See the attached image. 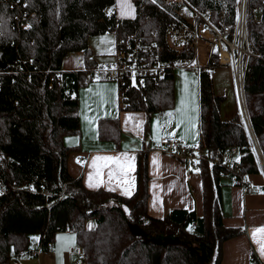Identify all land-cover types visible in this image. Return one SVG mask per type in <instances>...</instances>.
Instances as JSON below:
<instances>
[{"label":"trees","instance_id":"obj_1","mask_svg":"<svg viewBox=\"0 0 264 264\" xmlns=\"http://www.w3.org/2000/svg\"><path fill=\"white\" fill-rule=\"evenodd\" d=\"M118 0H0V264H11L12 253H32L39 235L49 250L57 232L72 227L84 249L86 264H224L227 239L245 228L228 226L221 175L213 158L240 146L239 163L252 174L261 172V157L241 112L221 115L226 96L214 87L220 66L218 51L198 68L200 132L204 151L203 212L171 209L164 216L149 212V148L138 153L136 192L124 195L88 188L82 175L71 173L69 158L76 145L66 135L80 131V89L93 81L97 67L92 35L114 32L155 43L159 58L176 64L190 57L166 44L169 26L188 22L183 4L134 0V17L111 14ZM242 0H185L209 13L220 27L236 29ZM247 29L252 54L245 71V99L251 125L264 155V0H247ZM30 25V27H29ZM84 51L86 68L66 70L63 59ZM175 67L160 77L119 82L123 110H144L148 117L175 107ZM99 135L119 142L118 116L101 117ZM245 145H250L245 148ZM91 225V227H90ZM191 229V230H189ZM247 264H264L259 256Z\"/></svg>","mask_w":264,"mask_h":264},{"label":"crops","instance_id":"obj_2","mask_svg":"<svg viewBox=\"0 0 264 264\" xmlns=\"http://www.w3.org/2000/svg\"><path fill=\"white\" fill-rule=\"evenodd\" d=\"M121 3L126 5L121 14ZM117 14L121 18L134 17L137 13L134 0H118ZM130 6V7H127ZM182 8V7H181ZM181 13L187 18H193ZM90 46L95 53L97 67L93 71V81L80 89V116L82 127L80 131L66 135V143L76 145L70 155L69 164L72 174L84 178L88 188H105L124 194L136 192L138 153L149 148V212L154 216H164L171 209H196L198 214L203 212V180L199 164H190L173 153L167 152L160 144V139L167 134H177L181 142L196 146L201 136L200 132V100L198 68H175V107L164 112H156L148 117L144 110H123L120 107L122 95L119 82L107 77L106 70L111 67L117 54L119 38L114 32L92 35ZM197 63H208L213 51L211 45L205 41L200 43ZM86 54L84 51H72L63 59L66 70L85 69ZM214 87L219 94L225 95L221 108V115L225 119L233 118L241 112L243 103L240 99V89L237 85L238 75L234 65L220 64L214 71ZM181 109V111H177ZM171 113V115H167ZM118 116L121 123V139L116 142L102 138L99 135L101 117ZM87 117V119H85ZM97 156H125L132 159H121L124 166L121 174L117 165L111 161L97 160L93 167V160ZM228 160H239V155H227ZM79 161V162H78ZM262 161V160H261ZM263 162V161H262ZM261 162V172L252 176L256 182V189L246 193L242 185L232 183L225 178L223 188L224 223L228 226L245 228L241 235L227 239L223 246L224 264H247L257 254L261 260V247L264 245V233L257 234V240L252 238L254 228L264 227V164ZM107 165V166H105ZM97 169L100 175L97 176ZM113 175L109 179V171ZM93 174L92 184L89 186V174ZM130 194V195H131ZM155 204V206H154ZM68 237L70 239H60ZM76 233L67 230L57 232L49 250H43L37 255L12 253L11 264H80L84 257V249L77 243ZM39 238V235H34ZM38 241L33 239L31 245Z\"/></svg>","mask_w":264,"mask_h":264},{"label":"built area","instance_id":"obj_3","mask_svg":"<svg viewBox=\"0 0 264 264\" xmlns=\"http://www.w3.org/2000/svg\"><path fill=\"white\" fill-rule=\"evenodd\" d=\"M167 4H186L185 0H163ZM247 0H242L240 22L236 29L231 27H220L210 17L209 13L192 8L193 18L187 19L188 22L169 26L166 31L167 46L179 53L189 52L190 57L179 60L176 64L159 58L158 50L155 49V43L150 42L148 47L144 45L142 40L136 35L128 38H120L117 42V54L115 61L110 68L106 70L107 77L125 83L126 80L136 81L138 78L146 79V77H160L166 73L169 66L199 68L197 63V54L199 53L200 43L205 41L211 45L213 51L217 50L218 61L223 64L234 65L238 79L237 85L240 89V99L243 103L242 114L245 116L252 134V144L256 147L259 157L263 160L264 155L261 145L256 137L255 130L251 125V116H249L248 104L245 99L244 79L245 71L248 66V58L252 54L253 47L251 45L250 33L247 29L246 10L248 9ZM187 5V4H186ZM189 6V5H188ZM190 7V6H189ZM108 11L111 14L117 13V6L113 4ZM212 51V53H213ZM161 146L169 153L179 156L190 164H198L204 158L203 149L196 145L190 146L181 142L180 136L177 134H167L160 139ZM250 145H245L249 148ZM241 147L232 146L226 149L224 157L216 156L213 159L220 162L224 168L220 171L221 175L230 179L232 183L242 185L246 193H251L256 189V182L253 174L244 169V166L238 160H228L227 155H240ZM70 233H74L72 227L66 229ZM41 242L38 240L32 244V254L37 255L43 251ZM52 245V242H49ZM80 264H86L85 256L80 259Z\"/></svg>","mask_w":264,"mask_h":264},{"label":"snow or ice","instance_id":"obj_4","mask_svg":"<svg viewBox=\"0 0 264 264\" xmlns=\"http://www.w3.org/2000/svg\"><path fill=\"white\" fill-rule=\"evenodd\" d=\"M125 7H126V5H125L124 3H121V14H122V15H123L124 12H125ZM127 7H130V6H127ZM29 27H30V25H29ZM177 111H181V109H177ZM167 115L170 116L171 113H168ZM85 119H87V117H85ZM121 159H125V160H127V159H132V158H128V157H125V156H118V157H111V156H104V157H101V156H97V157H95L94 160H93V167H95V165H96V161H97V160L111 161V162H113L114 164L117 165V169H118V171L122 174V173H123V170H124V166L121 165V164L119 163ZM78 162H79V161H78ZM105 166H107V165H105ZM96 175H97V176L100 175V171H99V169H97ZM112 175H113V173H112V171L110 170V171H109V179H110V180H111ZM92 180H93V174L90 173V174H89V182H90V183H89V186H90V187L98 186V185H94V184H92V183H91ZM113 190H115V189H113ZM126 194H129V195H130L131 193H130V192H127ZM154 206H155V204H154ZM90 227H91V225H90ZM189 230H191V229H189ZM258 233H264V227H261V228H254V229L252 230V238H253L254 241L257 240V234H258ZM33 239H38V238H33ZM60 239H70V238H68V237H61ZM261 255H264V245H262V247H261Z\"/></svg>","mask_w":264,"mask_h":264},{"label":"rangeland","instance_id":"obj_5","mask_svg":"<svg viewBox=\"0 0 264 264\" xmlns=\"http://www.w3.org/2000/svg\"><path fill=\"white\" fill-rule=\"evenodd\" d=\"M182 8H183V13H185L187 16H189V17H191V7H189L188 5H186V4H183L182 5ZM220 64H223V63H221L220 62ZM203 65V64H202ZM202 65H200V66H202ZM195 69V68H194ZM248 112V111H247ZM241 113H242V110H241ZM249 113V112H248ZM244 116V115H243ZM245 117V116H244ZM259 142V141H258ZM261 145V144H260ZM263 161V160H262ZM263 163V162H262Z\"/></svg>","mask_w":264,"mask_h":264}]
</instances>
